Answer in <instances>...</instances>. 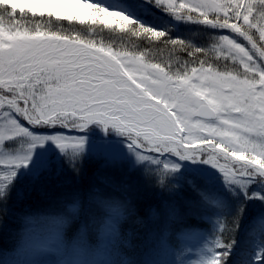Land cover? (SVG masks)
Here are the masks:
<instances>
[{"label":"snow or ice","instance_id":"1","mask_svg":"<svg viewBox=\"0 0 264 264\" xmlns=\"http://www.w3.org/2000/svg\"><path fill=\"white\" fill-rule=\"evenodd\" d=\"M157 13L202 26L211 49L173 37ZM65 21L83 30L53 27ZM97 27L192 59L173 70ZM210 52L223 70L197 56ZM90 158L104 174L67 213L15 217L19 249L54 257L22 264H191L194 236L195 264H264V0H0V228L26 191L80 178ZM141 185L165 197L146 217ZM134 237L138 259L124 253Z\"/></svg>","mask_w":264,"mask_h":264},{"label":"trees","instance_id":"2","mask_svg":"<svg viewBox=\"0 0 264 264\" xmlns=\"http://www.w3.org/2000/svg\"><path fill=\"white\" fill-rule=\"evenodd\" d=\"M156 22L161 26L167 27L170 34L173 37L186 38V41H191L193 45H200L211 49L213 43V37L209 31L202 30V26H173L175 24L167 21L163 17H156ZM57 30L68 31H82L84 26L79 24H72L67 21L54 24ZM96 39H103L105 42H111L114 47L123 46L128 49H139L147 54V58L153 62H160L162 66L171 65L173 70L182 67V62L190 61L192 58L188 56L186 51L179 50V46L175 50L170 45H164L161 41L154 39H145L142 37L129 36L127 33H120L118 30L113 33L109 29L100 30L97 27V32L92 34ZM197 56L207 59L210 63L218 66L222 70L225 67V63L222 60L215 59L214 54L211 52L204 57L203 54L198 53ZM228 69L235 68L231 62H228ZM91 142L93 149L100 146V142ZM122 147V146H121ZM98 174L103 175V171L100 167V162L95 159H89L85 165L84 175L77 178L74 173L66 170L64 174L54 177L51 181L43 185V187L36 191H26L24 196L16 204V213L13 218L8 221L7 229L0 228V264H10L9 257L13 256V250L15 253L18 250V235L20 232L19 221L16 216L23 215L24 213H31L34 208L43 209L44 211L38 214H33L39 217H45L55 215L59 212H68L69 205L72 203L70 194L75 191L86 192L93 183H98ZM138 196V207L142 216L146 217L149 210L153 207H157L162 199L165 197L158 190H151L144 188L142 185L136 194ZM253 209L255 206H252ZM251 219V214L244 222L245 229L248 225V220ZM191 225L194 228L203 231L205 225L197 220H192ZM210 228L211 225H206ZM46 226L37 225V232L41 233L45 231ZM124 231H132L133 233L143 232L140 226L134 222H128L124 226ZM95 239V237H92ZM241 244L244 243L243 233H241ZM140 241L135 237L132 239V247L124 249L125 255L130 258H140L138 249ZM178 247L179 242H176ZM16 246V247H15ZM25 254V253H22ZM46 258L52 260L54 257L46 255Z\"/></svg>","mask_w":264,"mask_h":264},{"label":"rangeland","instance_id":"3","mask_svg":"<svg viewBox=\"0 0 264 264\" xmlns=\"http://www.w3.org/2000/svg\"><path fill=\"white\" fill-rule=\"evenodd\" d=\"M156 16H158V17H164L167 21H169V22L171 21V22H173V23L176 24L175 21H172L171 18H169V17H167V16H165V15H161V14L157 13ZM116 20H119V17H117ZM116 20H111L110 23L115 24V23H116ZM102 137H103V134L100 133L99 130H96L95 132H93V133L90 134V142H94L93 144L96 143L95 141L100 142L101 139H102ZM115 139H118V138H115ZM38 212H39V208H34V209L32 210L31 213H33V214H38ZM93 237H94V236H93ZM190 243L192 244L193 251L189 252V253L185 256V259H186V260H190V261H191V264H195V258H196V256L198 255L199 237H198V236H194V237H192ZM180 246H181V247H186L187 245H185V244H183V243L181 242V243H180ZM15 247H16V246H15ZM21 250H22V249H19V247H18V250H17L16 253H15V248H14V250H13L14 252L12 253L14 257H9L8 260L13 259V262H14L13 264H15V262H16L17 260H19V261L21 262V264H22L23 261L31 260V259H43V260L51 261V260H49V258H45L46 255H45V256H39V257H37V256H35L34 254H32V255H30V254H26V253H25V254H22V253H20Z\"/></svg>","mask_w":264,"mask_h":264}]
</instances>
